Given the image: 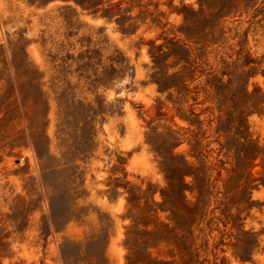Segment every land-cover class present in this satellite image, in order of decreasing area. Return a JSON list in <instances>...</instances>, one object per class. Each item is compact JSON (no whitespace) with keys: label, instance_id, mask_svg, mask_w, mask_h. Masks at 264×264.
<instances>
[{"label":"rangeland","instance_id":"obj_1","mask_svg":"<svg viewBox=\"0 0 264 264\" xmlns=\"http://www.w3.org/2000/svg\"><path fill=\"white\" fill-rule=\"evenodd\" d=\"M0 264H264V0H0Z\"/></svg>","mask_w":264,"mask_h":264},{"label":"water","instance_id":"obj_2","mask_svg":"<svg viewBox=\"0 0 264 264\" xmlns=\"http://www.w3.org/2000/svg\"><path fill=\"white\" fill-rule=\"evenodd\" d=\"M118 160H119V161H124L125 159L122 158V157H120V156H118Z\"/></svg>","mask_w":264,"mask_h":264}]
</instances>
